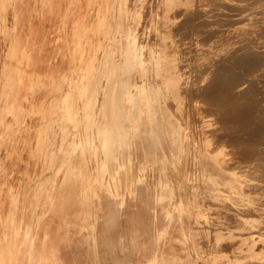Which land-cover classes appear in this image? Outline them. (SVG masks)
I'll return each instance as SVG.
<instances>
[{
	"label": "bare ground",
	"instance_id": "6f19581e",
	"mask_svg": "<svg viewBox=\"0 0 264 264\" xmlns=\"http://www.w3.org/2000/svg\"><path fill=\"white\" fill-rule=\"evenodd\" d=\"M129 1L131 0L127 2ZM169 1L172 2L173 0ZM216 1H214V4ZM124 3V0H113L112 7L110 6L111 9L109 8L110 13H105V16L100 20L98 32L99 34L103 32L110 42L97 48L96 51L94 50L95 53H92L93 56L88 60L89 63H87L86 67H82L80 72H72L71 78L66 82L74 87V91L67 90L68 85L65 90H60L61 94L58 98L51 100V107L48 109V113H45L49 119V125L47 132H43V136L40 135L42 142L43 140L46 142V146L43 144L44 148L41 146L40 149H42L44 160H46L45 162L48 163L49 167L57 165L59 179L45 177L46 179H41L31 191L29 195L31 200L28 206L32 213H30L31 218L40 206L44 209L43 215L49 212L65 213L71 207L82 205L102 209L101 212H76L77 216H85L86 222L88 221L85 226L86 230L81 237L82 245L85 246L86 254L90 256L91 264H105L102 258L105 249L111 255L115 264H159L161 262L165 264L168 261L174 262L178 260L182 264H211L209 261L217 263L220 257H222L221 260L223 259L230 264L251 263L252 261H257L254 264H264V127L261 126L264 116L262 112L264 110H261L263 98L261 100L260 90L255 91L257 87L254 86L256 87L254 91H248L249 88L244 91L242 89H245V86L241 90L235 91H205L204 84H201L202 86L197 84V89H194L196 87L193 88L192 85L200 83L199 81L186 85L180 81L178 83V81L174 80H164L162 76L164 61L160 56L159 38L153 44H150L148 40H142L140 37L142 32L138 26L128 25L129 27H124L122 20L125 13L129 12L127 9L128 5L127 7L126 5L125 7L122 6ZM192 3L193 0H186V4H182V6L188 7ZM224 3L225 1L220 4ZM148 4L146 3V5ZM162 4L163 0H159V7ZM227 4L232 7L236 6L226 2L225 5ZM57 5L58 0H51L50 4L46 2L42 7L44 11L48 7L47 11L53 13ZM155 6L156 3L152 8L156 9ZM216 6V4L212 6V9L214 7L217 10ZM227 6L226 9L232 8H227ZM146 7L148 11V6ZM238 7L236 6L238 10L243 8L239 9ZM129 8L132 9L133 7L131 8V5H129ZM196 10L198 9L193 10L192 13L194 14ZM208 10L210 15L212 10ZM159 12L161 11L156 12V19L153 20L155 33H158L161 28L156 25L160 23L161 14ZM203 12L205 13L203 10L201 15L205 17ZM216 12L218 10L215 11L214 15L217 14ZM221 12L226 16V11ZM4 13L6 12L4 11ZM193 14L190 16L193 17ZM129 15H131V12ZM212 15L210 16L213 17ZM173 16L175 17L174 13ZM187 16L189 17V15ZM187 16L185 19H188ZM132 17L139 23L140 20L134 18V16ZM176 17H178L177 14ZM200 17L199 20L203 18L200 19ZM189 19L191 20L190 17ZM189 19L188 23H191L193 19L191 22H189ZM194 19L197 20L198 18ZM206 19L207 17H205ZM205 20L203 18L200 23L205 22ZM225 20L227 19L224 18ZM179 21L181 20L178 19L176 23L181 24ZM211 21L214 22V20ZM218 21L216 19V22ZM227 21L234 22L235 19L234 21L230 19ZM219 22L221 23V21ZM236 22L238 21H235L234 24ZM176 23L174 22L175 25L171 26L180 29ZM188 23L187 26L190 25ZM183 26L185 27V23ZM210 28L212 29V27ZM184 29L181 28L183 34L189 27L183 31ZM216 29V33L213 30H207L211 32V35H213L212 32L218 35L219 33L217 32L222 31V29L220 31ZM136 30L139 31L138 35ZM201 30L199 29L200 32ZM148 31L146 30L145 33L147 34ZM202 31L201 33H205L206 30ZM263 31L261 32L262 34ZM197 32L196 29V34L198 35L199 32ZM208 32L207 34H209ZM176 33H173L174 36L183 35L181 32L180 34L179 32ZM207 34L202 35V38L199 39L203 40V36H210L211 38V35ZM215 34L214 36H216ZM154 35L151 38H154ZM187 35V38L188 36L190 37V34ZM182 38L185 39V36ZM206 39L208 41L209 38L204 37V40ZM21 43L20 40V63L25 62L29 67L31 65L34 66L35 61L32 53L28 47H21ZM85 43L83 44L84 50H86ZM187 44L185 46L189 49L191 45L187 46ZM242 45L248 50L247 44ZM180 46L182 48V45ZM238 46H241V44ZM195 47H193L194 50L197 49ZM241 48L237 47L238 50H241ZM194 50L192 49V52ZM169 51L167 52L170 53ZM235 51L232 50L229 55H224L220 60L216 61L215 59L217 62L216 67L218 65L222 66L223 63V66H225L217 70L219 73V76L217 75L219 77L218 80L220 79L219 81L222 82V85H230L231 88L236 87L239 81L237 80L238 78H233L236 76L234 74L235 70L238 71L239 68H242L244 72H248L251 70L249 67L252 64L250 58V60L244 57L239 60L236 58V62L232 61L233 59L230 60V58H235L239 54V52L236 53ZM243 53L247 54L245 55L246 57H249L250 51H243ZM258 53L260 54V51ZM259 54L254 56L256 58L262 57ZM194 55L196 56V54ZM171 56H173L172 53ZM187 56L189 57L188 54ZM12 60L14 59L12 58ZM229 60L234 64L230 62L231 65L228 66L230 64ZM252 60L257 61L259 59L254 60L253 58ZM210 61L212 62V60ZM226 62L229 64L225 65ZM183 65L181 64V70ZM15 67L12 69H16ZM205 67H201L200 73L203 71L202 73L205 74L206 69L210 68L208 66L204 71ZM170 68L167 67L169 71ZM187 68L189 69L188 66ZM261 68L259 67L258 70L260 71ZM211 69L213 68L211 67ZM211 69L209 72L213 71ZM21 72L20 69V86L17 85L19 82H11L13 90L0 91V149L2 150L1 139L5 137L4 135L7 132L15 131L16 127L24 120L28 108L26 105L36 85H38V81H31L30 79L26 81ZM185 72L188 71L186 70ZM213 72L216 71L214 70ZM239 72L241 73V70ZM251 73L253 72L251 71ZM196 74H198L197 71ZM203 74L200 77H203ZM210 75L211 73H209L210 79L216 76L212 77L213 75ZM240 75L245 76V73ZM195 76L194 78L196 79L197 76ZM249 77H246V79ZM197 79L200 78L197 77ZM233 79V83L237 80L236 85L234 84L235 86H232ZM262 79H259L260 83L263 82L260 81ZM216 80L214 79V81ZM57 82L54 83L56 88H61L62 85ZM242 82H244L243 79ZM256 82L258 81L256 80ZM207 84L209 83L207 82ZM255 84L257 85V83ZM249 87L251 88V85ZM22 88L26 92L23 98L20 95ZM207 89L209 90V88ZM174 90L179 94L178 97H175ZM261 93H263L262 89ZM197 95L199 98L205 95L211 101L212 107L210 104H206L209 105L210 113L206 111L209 114H200L199 111L205 109L206 103L201 99L206 101V98L193 99ZM197 101H199V104ZM200 101L204 104L201 110L198 107ZM47 105L50 106V104ZM208 108L206 107L205 110H208ZM198 112L200 114L198 115L200 123L196 124L198 117L196 118L195 115ZM8 113L9 117L7 119L5 114L7 116ZM11 121L14 123H11ZM195 121L197 122L195 123ZM41 130L39 133H41ZM44 131H46L45 128ZM57 152L62 155L60 157L58 155L60 158L59 164H56ZM139 153L142 154V160L139 161L140 165L137 166V163H134V158ZM91 162L94 166L93 169L89 168ZM24 179L26 180V178ZM52 183L55 184V192L47 193ZM17 188L13 185L8 190L7 196L10 200V206L5 215H2V205L0 203V264H54L52 254H49L45 249H38L35 245L32 220L25 221L24 216H18L20 215L19 198L21 192L19 196ZM102 194L107 195L112 200L105 210ZM199 199L203 203L198 202ZM139 202H142L146 211L144 217H140L135 210H130L131 208L135 209ZM28 208H25V210H28ZM99 217L102 219L100 229L93 222V218L97 219ZM139 231L145 234L146 239H148L145 243H148L151 251L145 257V260L136 261L131 258V255L132 250L140 248V241H138L136 236ZM170 231H176L178 235L169 237ZM199 233L204 236H198ZM211 234L217 235V237L215 236L213 248L216 244H221L222 248L223 244L228 243V246L225 244L227 247L223 245L227 250L222 248L224 251L220 253L221 251L217 248L218 252H208L210 244H213L214 236L212 239L209 238ZM172 241L181 246L185 254L183 257H179V253L175 251ZM205 244L207 249L203 246ZM217 245L215 247H219ZM202 247L207 250V253H212V255L205 253ZM211 250L209 249V251ZM119 254L122 257H118ZM194 254L197 256H193Z\"/></svg>",
	"mask_w": 264,
	"mask_h": 264
},
{
	"label": "rangeland",
	"instance_id": "374dc122",
	"mask_svg": "<svg viewBox=\"0 0 264 264\" xmlns=\"http://www.w3.org/2000/svg\"><path fill=\"white\" fill-rule=\"evenodd\" d=\"M111 1L113 3V0H58V5H57L55 12L49 13L47 11L49 5L47 8H45V11L43 10L42 5H45L46 2L50 4L51 0H25V1L22 0L21 2H20V0H0V9H1V12H0V18H1L0 19V21H1L0 29L2 27V29L0 30V85L2 84L1 85L2 87L0 86V88H1L0 91H11V90H13L11 87V82L12 83H18L19 82V84H17V85L20 86V69L22 71L21 74H22V76H24L26 81H28V79H30L31 81H38V85H36L32 95H31V98L28 102L29 105L28 104L26 105V107H28V108L26 110V116H24V120L16 127L15 131L7 132L6 135H4L5 136L3 138L4 140L1 139L2 140L1 141V143H2L1 148H3V150L0 149L1 150L0 151V195H1L0 203L2 205V215H5V212L8 210V208L10 206L9 205L10 200L7 196V193H8L10 186L14 185L16 188L18 186L17 189L19 190V192H18L19 196H20V192H21V196L19 198V204H20L19 214L20 215H18V216L19 217L24 216L25 221H29V219L32 220V225H33L32 230L35 233V245L37 246L38 249H45L49 254H52L53 259H54V264H91L90 256L86 254L85 246L82 245V237H81L83 232H85V230H86L85 226L87 225L86 223H88V221L86 222L87 219H85L86 218L85 216H82V217L77 216L76 212L77 211H84L86 213L94 212V211L101 212L102 209H99V208H96L93 206L82 205L79 207H71L67 211H65V213L64 212H49V213H46L43 215L44 209L42 208V206H40L37 208V210L35 211V214L31 218V215H30L31 212H30V209L28 208L29 201L31 200L30 196H29L31 191L34 189V187L37 185V183L39 181H41V179L42 180H44L46 178H49V179L53 178L56 180L59 179V174H57V165H55L53 167H49L48 163L45 162L46 160H44V156L42 153L43 151L40 148H41V146H42V148H44V145L46 146V142L44 140L42 142V140H41L42 138L40 139V135L43 136L44 133L47 132V129H48L49 119L46 117L45 113H48V111H49L48 109H50V107H51V102H52L51 100H53L54 98H58V96L61 94L59 91L62 89L65 90L67 85H68L67 90L74 91V89H73L74 87L70 86L66 82V81H68V79L71 78L72 72L73 71L80 72L81 68L86 67L87 63H89L88 60L93 56V54L95 53L97 48H99L101 46H105L106 44H108L110 42V40H108V38L106 37L105 34H103V32H102V34H99L98 26L100 25V20L105 16V13L107 14L110 11V9L112 7ZM127 1L128 0H124L125 3L122 4V6L125 7V5H126V7H127V5H128L127 9L129 12H127V13L130 14V12H131V15L128 14L129 15L128 16L127 13H125L123 20H122V24L124 27H129V26L136 27V26H138V28L142 32L140 37L142 38V40H148L150 44H153V42L159 38L158 46H159V50H160V56H161V59L164 61L163 62L164 70L162 72V76H163L164 80H166V81L174 80V81H178V83L180 81V82H184L183 84H186V85H190V83H194V82L199 81L200 83H195L192 85L193 88L198 86L197 84H199V86H202L204 84L203 87H204L205 91H213V90L214 91H235V90H239V89L241 90L242 87L244 88L245 86H246L245 89H242V90L247 91V89L249 88L248 91H254L255 88L257 87V89L255 91H257L258 89L260 90L261 100L263 98V102H264V94H263L264 93V86H263L264 85V80H263L264 79V70H263L264 69V67H263V65H264V31H263V29H264V0H258L256 2H255V0L254 1L253 0H220V1L217 0L218 3L216 0H209V1L208 0H193V3L191 5H188V7L184 6L185 8L182 6V4L185 5L186 0H173L172 2H170L169 0H163V4L161 5V7H159V0H146V2H145V0L144 1L131 0L132 2L131 1L127 2ZM214 1H216L215 4L217 5L216 7L218 10V12H216L217 14H215V15L218 18L214 17L215 16L214 13L217 10L214 7L212 9V6H215ZM223 1H225V3L228 2L229 4H235L237 7H238V5H240L238 7L239 9L241 7L245 8V9L241 8L240 9L241 11H240L236 8V6L232 7L228 4H227L228 5L227 6V5H225V3L220 4L221 2L223 3ZM129 3H131V4H129ZM146 3L147 4L149 3V4L146 5ZM155 3H156L157 7L155 6L156 9H153L152 7L155 5ZM195 3H197V4L195 5ZM199 3H200V6H199ZM212 3H213V5H212ZM152 4H154V5L152 6ZM22 5H23V7H22ZM129 5H131V8L132 7L133 8L130 9ZM145 5L148 6V11H147V7ZM226 6H227V8L228 7L229 8L232 7V8L226 9ZM36 7H37V9H36ZM190 8H191V10H190ZM23 9H24V11H23ZM152 9L155 11H153ZM187 9H189V10H187ZM195 9H198V10H196V12L194 11L195 13L193 14L192 11ZM201 9H203L205 11V13L203 12V14L205 15V17H207L206 20H208L209 22H212V23H209L208 21H206L205 17L201 15L202 11H203ZM206 9L207 10L211 9L213 11L212 12L210 10L211 11L210 15L213 14L212 15L213 17H211L209 15V10L207 11ZM141 10H142V12H141ZM199 10H200V12H199ZM242 10H244V11H242ZM258 10H260L261 12ZM4 11L6 13H4ZM157 11H161V12H159L161 14V16H160V23H158L156 25H157V27H159V28L161 27V28L159 30L160 32L158 31V33L157 32L155 33V31H154L155 30V24L153 23V20L156 19V12ZM206 11H207V13H206ZM221 11H224V12L226 11L227 13H229L230 14V16L228 14L229 18L227 17V13L225 14L226 16H224L223 12H221ZM197 12H198V14H196ZM233 12H234V14H233ZM173 13H174L175 17L173 16ZM171 14H172V16H171ZM176 14L178 17H176ZM186 14L189 15L191 20L193 19L192 22ZM192 14L195 16V17L193 16L194 18H198L197 19L198 21L195 20L193 17H191ZM206 14H207V16H206ZM231 14H233V16H231ZM153 15H154V17H153ZM198 15H200L201 17ZM221 15L223 16V18ZM30 16H32V17H30ZM132 16H134V18H137L138 20H140L139 23H137L133 19ZM186 16L188 17L189 22H191V23H188L187 18H186L187 19V21H186V19H185ZM4 17H6V19H4ZM199 17H200V19L203 17L205 22L203 21L202 23H200L201 20H203V18L201 20H199ZM128 18H129V20H128ZM142 18H143V20H142ZM210 18H215V19H210ZM221 18L223 19V21ZM224 18L227 20L230 19L232 21H234V19H235V21H238V22H236L234 24L235 21L234 22H230V21L228 22L227 20L224 21ZM243 18H244V20H243ZM245 18H247V19H245ZM66 19H68L69 21ZM178 19L181 20V21H179V23L181 22L182 25L176 23V21ZM216 19H217V21L218 20L221 21V23L219 21L216 22ZM240 19H241V21H239ZM65 20H66V23H65ZM194 20H195V22H194ZM211 20H214V22ZM174 22L178 25V27L180 29H178L175 26H174L175 28H173L171 26V25H175ZM186 22L188 23V25L189 24L190 25L187 26ZM224 22L225 23L227 22V23L225 24ZM184 23H185V27L183 26ZM232 23H233V25H232ZM205 24H206V26H205ZM191 25L195 26L196 28L191 26ZM196 25H198V26H196ZM164 26L166 29L164 28ZM169 26L171 29L169 28ZM188 27H189V29H188ZM210 27H212V29ZM181 28L182 29L186 28L188 30L184 29L183 31L186 30L187 32L185 31V34H183ZM194 28H195V30H194ZM148 29H149V31H148ZM168 29H170V30H168ZM173 29H177L178 31L177 30L174 31ZM196 29L199 32L198 35L196 34ZM199 29L206 30V31H205V33H201L203 31L201 30V32H200ZM207 29L209 31L213 30L214 32H215V29L216 30L219 29V31L222 29V31L217 32V33H219L218 35L215 34L216 32L215 33L212 32L213 35H211V32H208ZM224 29H226V30L224 31ZM80 30L82 33L80 32ZM146 30L148 31L147 34L145 33ZM163 30L164 31L166 30V31L164 32ZM262 31H263V34L261 33ZM176 32H179V34L181 32L183 35L182 36L181 35H179V36L175 35L174 36V34H177ZM207 32L211 35V38H210V36L209 37L203 36V40L199 39V38H202V35L207 34ZM188 33L190 34V37L188 36L189 35ZM92 34H93V36H92ZM136 34L137 35L139 34L138 30H136ZM209 34H207V35H209ZM214 34L216 36H214ZM103 35H104V38H103ZM152 35H154L153 37L155 39L151 38ZM186 35L188 36V38L186 37ZM172 36H174V37H172ZM183 36H185V39L182 38ZM192 36H194L195 38L197 36L198 37L196 39L193 37L194 38L193 39ZM204 37L209 38L208 41H207V39L204 40ZM248 37H249V39H248ZM101 38H103V39H101ZM177 38H179L178 39L179 41L177 40ZM251 38H254V39H252L253 41L251 40ZM43 39H44V41H43ZM150 39H152V40H150ZM183 39L184 40L187 39L186 42L189 39L190 42L188 41L189 43L187 42L188 43L187 44L186 42H184ZM20 40L22 42L21 47H28V49L32 53L33 60L35 61L34 66L31 65L29 67L25 62L20 63ZM180 40H181V42H180ZM192 40H193V42L195 41V43H193ZM83 41H84V43L86 41V43H85L86 44V50H84L85 47L83 45L84 44ZM200 41H201V43H200ZM246 41H248V42H246ZM178 42H179V45H178ZM182 42H183V44H181ZM17 43L19 46L17 45ZM175 44H176V46H175ZM186 44H187V46L191 45L192 47L190 46V48L188 49V47L186 48V46H185ZM240 44H241V46H238ZM242 44H247L248 50ZM180 45H182V48ZM178 46H180V47H178ZM234 46L235 47L237 46L240 48L242 47L241 48V50L243 49L242 52L240 49L238 50L237 47L235 49ZM193 47H195V49L196 48L197 49L194 50ZM78 48H79V50H78ZM179 48H180V50H179ZM183 48H186V49H184L185 51L181 50ZM244 48H245V50H244ZM192 49L196 52H194V51L192 52ZM186 50H189V51H186ZM232 50H234V51L237 50L235 52L236 53L239 52V54H238L239 56L237 55V56H235V58L232 57V58H230V60L233 59L232 61L236 62L237 60L244 57L245 59L250 58L251 60L250 59L249 60L252 62V64H250V67H249V68H251V70L248 71L249 73L246 71L248 76H246L247 74H246V72H244V70L242 68L241 69L239 68L238 71L235 70L234 74L236 76L233 78L234 79L238 78L237 80H239V81L237 82L238 85L236 87H234V88L232 87L233 89L231 88L230 85H228V86L227 85L225 86V84L222 85L221 84L222 82L219 81L220 79L218 80L219 73L217 72V70H220L221 67L224 65V63L222 64V66L218 65V67H216L217 66L216 61L218 59L220 60L221 57H223L224 55H226V56L229 55L230 52H232ZM167 51H169L170 53H168ZM243 51L244 52L250 51V54L248 55L249 57H246L245 55H247V54L243 53ZM254 51L257 52L256 53L257 55L259 54L258 51H260L259 55H262L263 58L261 56H260L261 58L260 57L256 58V56H254V55H256ZM186 52L189 55V57L193 56L194 54H196V56L194 55L193 57L189 58L187 56ZM251 52H253V53L251 54ZM171 53L173 56H171ZM184 53L186 55L185 59L189 58V59H187L188 61L187 60L185 61ZM190 53L193 55H191ZM181 54L183 55V57ZM251 55H253L254 57ZM15 56L16 57L18 56V57L16 58ZM195 57H196V59H195ZM12 58L14 60L11 61ZM191 58H193V59H191ZM236 58H237V60H236ZM253 58H254V60H257V59H259V60L253 61L252 60ZM180 59L181 60L183 59V60L181 61ZM209 59L212 60L213 63ZM215 59H216V61H215ZM230 60H229V63L231 62L232 64H234ZM260 61H262L263 63L261 62V64H259ZM186 62H187V64H185ZM222 62H225V61H222ZM227 63L228 62H226L225 65ZM231 63L228 66H230ZM181 64H184L182 70H181ZM178 65H179V67H178ZM205 65H206V67H205ZM14 66H16L15 68L17 70L12 69ZM187 66L189 67L190 70L187 68ZM208 66H210V68ZM167 67L168 68L171 67L170 71L167 69ZM201 67H205L204 71L208 67L206 69L207 71H205V74L202 73L203 71H201V73H200ZM211 67L213 69H211ZM223 67H225V66H223ZM259 67H262L261 68L262 70L260 69V71H259L258 70ZM175 69H177V71H175ZM197 69L199 70V72ZM210 69H211V71L215 70L216 72H213V71L209 72ZM186 70L188 72H185ZM240 70H241V73L239 72ZM183 71H184V73H183ZM196 71L199 75L196 74ZM236 71L239 73H237ZM251 71L253 73H251ZM262 71H263V73H262ZM259 72H261L262 74L261 73L259 74ZM209 73H211V75H213L212 77H214L215 75L216 76L214 78L210 79L211 77H209ZM244 73H245V76L240 75V74H244ZM257 73L261 76H259ZM202 74H203V77H200V76H202ZM195 75L196 76L198 75L197 77H199L200 79H197V77ZM194 76L196 77V79L194 78ZM8 77H10V78H8ZM208 77H209V79H208ZM220 77H221V75H220ZM246 77H249V78L246 79ZM253 78H254V80H253ZM255 78L258 82H256ZM258 78L259 79L263 78L262 80H260L263 82L260 83ZM10 79L11 80L13 79V80L11 81ZM191 79L193 80V82ZM214 79L215 80L217 79V80L214 81ZM234 79H233L232 83L234 82ZM242 79L244 82H242ZM244 79H246L247 81L248 80H250V81L247 82ZM57 80H58V82H57ZM206 80H208L207 82L209 84L210 83L211 84L210 85L207 84ZM237 80H235V83H233L232 86L236 85ZM254 81H255V83H257V85L254 83ZM56 82L60 83L62 85V87L56 88V86L54 84ZM204 82H206V83H204ZM215 82H217V83H215ZM218 83H220V84H218ZM246 83L247 84L250 83V84H248V86H247ZM251 83H254L255 85L251 84ZM262 83H263V85H262ZM250 85H251V88L249 87ZM214 86H217V87H214ZM220 86H222L223 88L222 87L219 88ZM254 86H256V87H254ZM69 87H71V88H69ZM207 88H209V90ZM214 88H216L217 90ZM194 89H197V87ZM204 89L202 88V90H204ZM261 89H262L263 93H261ZM173 92L176 95L175 97L179 96L177 91L174 90ZM25 93H26L25 89L22 88V90L20 92V95L22 98L25 96ZM195 97H197V98H195ZM200 98H206V97L204 95L203 97L200 96ZM200 98L198 97V95L193 97V99H195V100H198V99L200 100ZM201 100L203 102H206V103L204 106L203 102L201 103V101H200V105L198 106L200 110L203 109L202 106H204L205 109H206V107L208 108L209 105H206L207 103L210 104V106L212 107V105L210 103L211 101L209 100L208 97L206 98V101H205V99L204 100L201 99ZM198 102L199 101H197V103ZM263 102L261 101L262 105L264 106ZM47 104H50V106ZM201 104H203V105H201ZM263 106H262V108H263ZM262 108H261V110L263 111L264 108L263 109ZM205 109L201 110L202 112L199 111L200 114H202V113L204 114V113H207L209 111V108H208V110H205ZM42 111H44V112H42ZM199 112L196 113L197 115H195L196 118L198 117L197 118L198 122L195 121V123L197 122L196 124L200 123L199 122L200 120H198L199 119L198 115H200ZM209 113H210V111H209ZM209 113H207V114H209ZM262 113H264V112H262ZM8 117H9V113L7 116L5 114V118L8 119ZM45 118H47V119H45ZM262 120H263V122H262L261 126L264 127V116H263ZM11 123H14V122L11 121ZM188 123L191 124L190 121H188ZM41 128H42V130H41ZM44 128L46 129V131H44ZM40 130H41V133H39ZM19 134H20V136H18ZM263 138H264V134H263ZM40 151H41V153H40ZM58 155L60 157L61 153L58 154V152H57L56 164H59V162H60V158L58 157ZM27 160H28V162H27ZM141 160H142V154L139 153L138 156L134 158V163H137V166H138V165H140L139 161H141ZM138 162H139V164H138ZM45 163H46V165H45ZM44 165L47 166L48 168L45 167ZM89 168L90 169L94 168L92 162L90 163ZM111 172H112V170H111ZM49 173H51V174H49ZM38 174H39V176L37 177ZM44 174H45V176H44ZM24 178H26V180ZM33 181L35 183L34 185H33ZM29 182H30V184H29ZM26 183H28V184H26ZM27 189L29 192L27 191ZM48 189L49 190L47 191V193H50V192L53 193V191L55 192V184L52 183ZM102 201H103V207L105 210L106 207L111 203L112 200L107 195H103ZM198 202L203 203V201L201 199H199ZM25 203H26L27 207L25 206ZM25 208H28V210L27 209L25 210ZM130 210L131 211L135 210V212L140 217H144L146 214V211L143 207L142 202H139L135 209L131 208ZM93 219H92L93 222H95L98 229H100L102 226V219L100 217L97 219L96 218H93ZM200 233L198 236L201 237L202 234H200ZM133 235L135 236V234H133ZM177 235H178V233L176 231H170V233H169V237H176ZM136 236H137L138 241H140V248L132 250L131 258L133 260H136V261L145 260V257L151 251L149 246H148V243L147 244L145 243V242H147L148 239H146L145 234L142 231L137 232ZM202 236H204V235H202ZM213 236H214V234H211L209 238L212 239ZM215 236L217 237V235H215ZM215 236H214L213 241H212L213 244H210V247H209L210 250L211 249H213V250L209 251V249H208V252H213V251L218 252V249H219L221 251V252L220 251L219 252L223 253L224 250L222 248H224V246H226L228 243H225L226 245L223 244L224 246L222 245V248H221V244H218V245L216 244L221 249L219 247H215L216 245L213 248L214 240L216 239ZM201 241H202V238H201ZM172 242H173L175 251H178V253H179V257H183L185 254L182 251L181 246L174 241H172ZM203 246L207 249L206 244ZM229 246H230V244H229ZM205 248L203 249V247H202V250L203 251L205 250V253H207L206 252L207 250ZM230 249H231V247H230ZM225 250H227V249H225ZM227 253H230V252H227ZM207 254L212 255V253H210V254L207 253ZM193 256L196 257L197 255L194 254ZM118 257H122V255L119 254ZM102 258L104 259L105 264H113V263L115 264V262L112 260L111 255L108 254L106 249L104 250V254H103ZM192 258H194V257H192ZM221 258L222 257H220V259L218 260L219 262H217V263H212L210 261H209V263L220 264L222 262L221 264H226L227 261H224L223 259L221 260ZM247 263L248 264H251V263L254 264V263H257V261H255V262L252 261L251 263L250 262H244V263L241 262V264H247ZM159 264H164V263L161 262ZM165 264H182V262L180 260L174 261V262L168 261ZM227 264H230V263L227 262Z\"/></svg>",
	"mask_w": 264,
	"mask_h": 264
}]
</instances>
